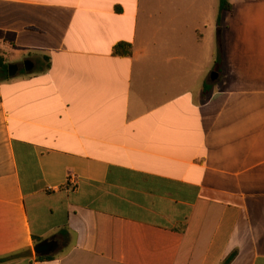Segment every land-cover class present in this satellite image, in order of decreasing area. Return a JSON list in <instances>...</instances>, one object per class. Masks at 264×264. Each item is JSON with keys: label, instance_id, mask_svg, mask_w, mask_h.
<instances>
[{"label": "crops", "instance_id": "1", "mask_svg": "<svg viewBox=\"0 0 264 264\" xmlns=\"http://www.w3.org/2000/svg\"><path fill=\"white\" fill-rule=\"evenodd\" d=\"M227 1L0 0V264H264V0Z\"/></svg>", "mask_w": 264, "mask_h": 264}, {"label": "trees", "instance_id": "2", "mask_svg": "<svg viewBox=\"0 0 264 264\" xmlns=\"http://www.w3.org/2000/svg\"><path fill=\"white\" fill-rule=\"evenodd\" d=\"M219 11L220 13L223 12H230L232 7L231 4L227 0H219ZM220 22V17L218 16L217 18V24ZM113 54L115 56H120V57H129L131 55V46L129 44H118L114 47L113 49ZM10 77L8 76V64L5 63V60L2 56H0V81H7L9 80ZM24 253H16L10 256H7L5 258H0V263H5L8 261H12L15 259L20 258ZM38 261L44 260V258L38 257ZM229 262V259L225 261V264Z\"/></svg>", "mask_w": 264, "mask_h": 264}, {"label": "water", "instance_id": "3", "mask_svg": "<svg viewBox=\"0 0 264 264\" xmlns=\"http://www.w3.org/2000/svg\"><path fill=\"white\" fill-rule=\"evenodd\" d=\"M24 68H25L26 71H30L31 70V64L29 62H25L24 63ZM17 70H18L17 66L8 65V76L9 77H14L16 75V73H17ZM214 77H215V74H214ZM49 246H50L49 243L40 244V245H38L35 248V252H37V253L46 252Z\"/></svg>", "mask_w": 264, "mask_h": 264}, {"label": "flooded vegetation", "instance_id": "4", "mask_svg": "<svg viewBox=\"0 0 264 264\" xmlns=\"http://www.w3.org/2000/svg\"><path fill=\"white\" fill-rule=\"evenodd\" d=\"M52 247H53V244H50V246L48 247L47 251H49Z\"/></svg>", "mask_w": 264, "mask_h": 264}, {"label": "built area", "instance_id": "5", "mask_svg": "<svg viewBox=\"0 0 264 264\" xmlns=\"http://www.w3.org/2000/svg\"><path fill=\"white\" fill-rule=\"evenodd\" d=\"M72 180V179H71ZM71 183H73L74 185H75V181H73V182H71Z\"/></svg>", "mask_w": 264, "mask_h": 264}, {"label": "rangeland", "instance_id": "6", "mask_svg": "<svg viewBox=\"0 0 264 264\" xmlns=\"http://www.w3.org/2000/svg\"><path fill=\"white\" fill-rule=\"evenodd\" d=\"M224 14V13H223ZM218 36V34H216ZM213 74H216V73H213Z\"/></svg>", "mask_w": 264, "mask_h": 264}]
</instances>
